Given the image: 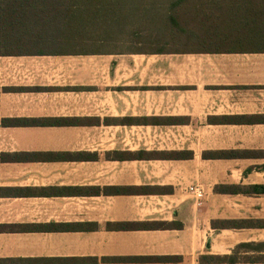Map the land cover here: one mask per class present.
<instances>
[{
	"label": "crops",
	"instance_id": "crops-1",
	"mask_svg": "<svg viewBox=\"0 0 264 264\" xmlns=\"http://www.w3.org/2000/svg\"><path fill=\"white\" fill-rule=\"evenodd\" d=\"M215 38L0 53V264H264V49Z\"/></svg>",
	"mask_w": 264,
	"mask_h": 264
},
{
	"label": "trees",
	"instance_id": "trees-1",
	"mask_svg": "<svg viewBox=\"0 0 264 264\" xmlns=\"http://www.w3.org/2000/svg\"><path fill=\"white\" fill-rule=\"evenodd\" d=\"M122 1L124 0H0V53L21 51L23 45L34 47L38 42L34 38H42V32L58 31L56 28H61L63 36L66 37L71 27L76 26L78 22L95 27L94 21H97L95 18L102 15L98 12L99 10L104 11L113 6L116 7L115 5ZM152 1L156 2L154 4L158 8H162L170 24L175 21L177 23L180 17L186 16L187 23L195 21L193 23L206 28L217 38H259L261 42L264 39V0ZM124 3L125 1L123 5ZM88 35L90 38H62L63 42L60 41V43L64 44L78 39L95 41L96 38H93L92 31ZM24 38H29V40H24ZM104 41L103 39L98 40L100 44ZM250 43L249 48L237 45L238 47L234 48L217 49L239 51L264 49V43L263 45ZM42 44L45 43L39 45ZM68 48L63 50H80L74 47ZM238 224L236 221H220L219 227L228 225L238 227ZM141 225L146 226L147 224ZM158 225L166 226L164 223ZM200 260L233 262L235 257L203 255Z\"/></svg>",
	"mask_w": 264,
	"mask_h": 264
},
{
	"label": "rangeland",
	"instance_id": "rangeland-1",
	"mask_svg": "<svg viewBox=\"0 0 264 264\" xmlns=\"http://www.w3.org/2000/svg\"><path fill=\"white\" fill-rule=\"evenodd\" d=\"M125 1L124 5L123 2ZM122 3H118L115 6L108 8L104 11L99 10L102 15L99 18H95L94 25H83L78 22L76 26L71 27V31L66 37L61 32V28H56L58 31H46L42 32V38L47 40H54L57 38L58 42L62 41V38H90L89 33L92 31L95 41L87 40L83 41L78 39L77 41L58 43L63 47H74L80 49L79 51H90L88 49L95 50H137L148 49L152 46L157 47L158 43L155 39H159L161 36H166L172 33V30L180 27V24H185L186 16L179 18V20L170 24L167 21L166 14L162 8H158L152 0H124ZM195 22V21H190ZM133 28V29H131ZM135 33H134V32ZM99 39L105 40L102 44L98 42ZM263 41L259 38H215L212 44L218 46V48H234L243 46L249 48L252 42L253 44L263 45ZM63 42V41H62ZM75 42V43H74ZM45 43L41 45H52ZM57 45V44H56ZM192 46L194 43L187 42L180 44L179 46ZM74 50V49H70Z\"/></svg>",
	"mask_w": 264,
	"mask_h": 264
},
{
	"label": "built area",
	"instance_id": "built-area-1",
	"mask_svg": "<svg viewBox=\"0 0 264 264\" xmlns=\"http://www.w3.org/2000/svg\"><path fill=\"white\" fill-rule=\"evenodd\" d=\"M189 189L195 194L196 198L200 197V195H201L200 189H198L196 187H190Z\"/></svg>",
	"mask_w": 264,
	"mask_h": 264
}]
</instances>
